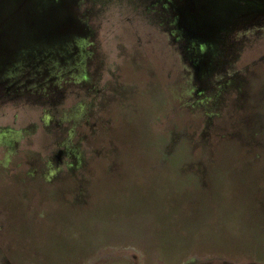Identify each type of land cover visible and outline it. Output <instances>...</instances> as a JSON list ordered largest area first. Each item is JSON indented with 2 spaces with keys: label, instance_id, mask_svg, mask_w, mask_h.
Here are the masks:
<instances>
[{
  "label": "rangeland",
  "instance_id": "1",
  "mask_svg": "<svg viewBox=\"0 0 264 264\" xmlns=\"http://www.w3.org/2000/svg\"><path fill=\"white\" fill-rule=\"evenodd\" d=\"M241 1L0 0V264H264Z\"/></svg>",
  "mask_w": 264,
  "mask_h": 264
},
{
  "label": "flooded vegetation",
  "instance_id": "2",
  "mask_svg": "<svg viewBox=\"0 0 264 264\" xmlns=\"http://www.w3.org/2000/svg\"><path fill=\"white\" fill-rule=\"evenodd\" d=\"M240 1H241V0H240ZM241 2H242V1H241ZM241 2H240V3H241ZM252 11H254V10H252ZM250 13H251V12H250ZM248 14H249V13H248ZM251 14H252V13H251ZM247 16H248V15H247Z\"/></svg>",
  "mask_w": 264,
  "mask_h": 264
},
{
  "label": "water",
  "instance_id": "3",
  "mask_svg": "<svg viewBox=\"0 0 264 264\" xmlns=\"http://www.w3.org/2000/svg\"><path fill=\"white\" fill-rule=\"evenodd\" d=\"M73 23V25H74V22H72ZM76 23V22H75Z\"/></svg>",
  "mask_w": 264,
  "mask_h": 264
},
{
  "label": "trees",
  "instance_id": "4",
  "mask_svg": "<svg viewBox=\"0 0 264 264\" xmlns=\"http://www.w3.org/2000/svg\"><path fill=\"white\" fill-rule=\"evenodd\" d=\"M209 187V186H208Z\"/></svg>",
  "mask_w": 264,
  "mask_h": 264
}]
</instances>
